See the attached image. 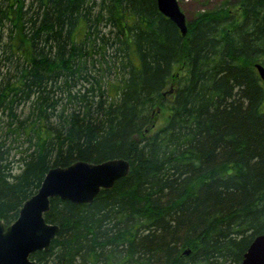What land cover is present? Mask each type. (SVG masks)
<instances>
[{
  "label": "trees",
  "instance_id": "1",
  "mask_svg": "<svg viewBox=\"0 0 264 264\" xmlns=\"http://www.w3.org/2000/svg\"><path fill=\"white\" fill-rule=\"evenodd\" d=\"M186 20L156 0H0V220L52 166L130 165L90 203L50 198L35 264H239L264 233V0Z\"/></svg>",
  "mask_w": 264,
  "mask_h": 264
},
{
  "label": "water",
  "instance_id": "2",
  "mask_svg": "<svg viewBox=\"0 0 264 264\" xmlns=\"http://www.w3.org/2000/svg\"><path fill=\"white\" fill-rule=\"evenodd\" d=\"M156 5L181 35H185L187 20L177 0H156ZM254 67L264 83V65L256 62ZM171 91L172 87L168 92ZM129 168L125 158L99 162L76 160L66 166L48 168L36 192L22 204L17 218L8 225L0 220V264H35L30 255L49 248L58 230L57 224L48 223L44 218L50 198L90 203L101 189L111 188L116 180L126 176ZM239 264H264V233L251 240Z\"/></svg>",
  "mask_w": 264,
  "mask_h": 264
},
{
  "label": "rangeland",
  "instance_id": "3",
  "mask_svg": "<svg viewBox=\"0 0 264 264\" xmlns=\"http://www.w3.org/2000/svg\"><path fill=\"white\" fill-rule=\"evenodd\" d=\"M180 9L186 19H192L198 12L211 10L218 6L223 0H177ZM160 117V115H159Z\"/></svg>",
  "mask_w": 264,
  "mask_h": 264
},
{
  "label": "bare ground",
  "instance_id": "4",
  "mask_svg": "<svg viewBox=\"0 0 264 264\" xmlns=\"http://www.w3.org/2000/svg\"><path fill=\"white\" fill-rule=\"evenodd\" d=\"M186 250V249H185Z\"/></svg>",
  "mask_w": 264,
  "mask_h": 264
}]
</instances>
